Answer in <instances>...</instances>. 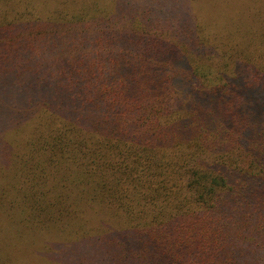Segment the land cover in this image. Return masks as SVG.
I'll list each match as a JSON object with an SVG mask.
<instances>
[{
    "label": "trees",
    "instance_id": "obj_1",
    "mask_svg": "<svg viewBox=\"0 0 264 264\" xmlns=\"http://www.w3.org/2000/svg\"><path fill=\"white\" fill-rule=\"evenodd\" d=\"M77 6L0 26V131L46 128L38 156L81 167L61 188L118 209L138 264H264V73L236 60L207 87L192 58L216 50L193 24ZM234 150L252 167L220 159Z\"/></svg>",
    "mask_w": 264,
    "mask_h": 264
},
{
    "label": "rangeland",
    "instance_id": "obj_2",
    "mask_svg": "<svg viewBox=\"0 0 264 264\" xmlns=\"http://www.w3.org/2000/svg\"><path fill=\"white\" fill-rule=\"evenodd\" d=\"M115 1L0 0V26L55 13L65 4L79 8L82 6L77 5L102 4L107 8ZM123 2L125 8L149 7L156 18L174 25H194L197 35L216 50L212 57L192 58L205 86L221 82L222 73L231 74L236 60L264 73V0ZM144 16L143 13L141 17ZM176 118L173 114L168 120ZM27 123L0 131V264H138L141 258L136 256V245L121 240L120 230L127 225L121 212L98 206L95 201L88 203L85 199L90 192H80L77 186L63 190L62 183L87 177L77 163L67 159L50 167L51 162L36 151L46 136V128L35 120ZM32 152L36 153L34 158ZM76 152L77 158L87 160L85 153L76 150L67 156L74 157ZM219 157L233 167H252L242 150ZM47 169L45 180L43 173ZM135 211L148 213L139 206ZM131 258L136 261L127 260Z\"/></svg>",
    "mask_w": 264,
    "mask_h": 264
}]
</instances>
